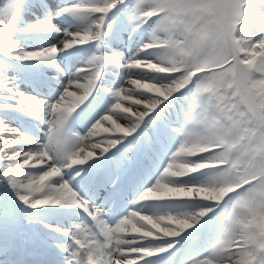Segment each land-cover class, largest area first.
<instances>
[{
  "label": "snow or ice",
  "instance_id": "6c2138e0",
  "mask_svg": "<svg viewBox=\"0 0 264 264\" xmlns=\"http://www.w3.org/2000/svg\"><path fill=\"white\" fill-rule=\"evenodd\" d=\"M0 264H264V0H0Z\"/></svg>",
  "mask_w": 264,
  "mask_h": 264
}]
</instances>
